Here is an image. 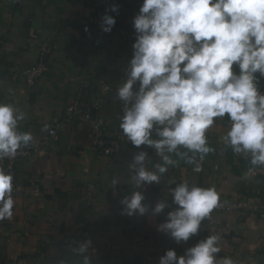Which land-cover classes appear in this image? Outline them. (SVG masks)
Returning a JSON list of instances; mask_svg holds the SVG:
<instances>
[{
  "label": "crops",
  "instance_id": "obj_1",
  "mask_svg": "<svg viewBox=\"0 0 264 264\" xmlns=\"http://www.w3.org/2000/svg\"><path fill=\"white\" fill-rule=\"evenodd\" d=\"M119 5L111 33L100 30L105 10ZM141 0H0V103H12L26 113L20 130L30 132L44 147L17 163L15 205L11 219L0 221V260H18L44 248L91 240L89 252L138 251L150 255L174 249L183 255L199 239L219 233L222 252L237 264H264V168L247 175L243 157L225 147L227 117L217 118L208 130L215 150L202 162V171L173 154L178 163L169 167L160 183L146 185L143 203L154 206L166 200L169 207L158 216L121 215L120 200L133 190L127 165L138 151H146V167L161 163L155 150L124 147L120 161L93 152L88 129L76 122L63 123L61 115L73 102L77 88L89 80L94 99L100 84L112 87L103 115L112 132L118 129L121 103L114 100L122 70L131 58L134 34L131 19ZM49 55L48 72L26 86L21 71L37 61L40 48ZM46 126V129H45ZM56 128L55 137L49 130ZM153 138H155L153 136ZM183 151V150H182ZM119 179L116 188L113 178ZM170 181L174 183H169ZM188 181L215 187L220 199L245 195L244 212L217 213L202 222L196 236L177 245L157 231L171 203L168 188ZM140 190V189H138Z\"/></svg>",
  "mask_w": 264,
  "mask_h": 264
},
{
  "label": "clouds",
  "instance_id": "obj_2",
  "mask_svg": "<svg viewBox=\"0 0 264 264\" xmlns=\"http://www.w3.org/2000/svg\"><path fill=\"white\" fill-rule=\"evenodd\" d=\"M108 13L118 15L119 5L105 10L100 22L104 33L116 24ZM131 26V58L113 97L122 105L118 127L134 148L154 149L161 163L149 169L146 151L133 155L127 165L133 190L120 200V214L163 213L167 201L145 204L142 189L160 183L168 168L177 165L173 154L202 171L200 162L215 150L207 132L217 118L227 117L221 140L247 160L246 174L264 168V0H141ZM25 119L26 113L12 103H0V161L15 158L33 143V135L20 130ZM118 185L114 177L111 186ZM13 190V176L0 168V221L13 216ZM168 195L175 207L157 231L177 245L196 236L221 206L215 187L188 181L169 187ZM222 239L219 233L207 235L183 255L169 249L158 264H237L219 255ZM89 248L91 240L72 241L67 250L82 256V264H91L85 255Z\"/></svg>",
  "mask_w": 264,
  "mask_h": 264
},
{
  "label": "built area",
  "instance_id": "obj_3",
  "mask_svg": "<svg viewBox=\"0 0 264 264\" xmlns=\"http://www.w3.org/2000/svg\"><path fill=\"white\" fill-rule=\"evenodd\" d=\"M1 44V42H0ZM49 55L45 47L40 48L37 61L29 68L21 71L26 86L31 87L44 77L48 72ZM264 90V81H262ZM112 87L107 83H102L97 89L94 99L90 96L93 87L89 80L83 81L77 88L73 102L63 111L61 121L69 123L76 122L78 125L87 127L88 139L94 153L101 157H111L120 161V156L124 147L132 146L121 135L120 129L112 132L108 131L103 111L105 110ZM56 128L49 130V136L55 137ZM45 147L35 140L27 148H22L15 158H6L0 161V168L13 176V196L16 193L15 166L17 163L28 159L35 153H44ZM221 206L214 210L217 213L244 212L248 209V199L245 195L234 194L228 198L220 199Z\"/></svg>",
  "mask_w": 264,
  "mask_h": 264
},
{
  "label": "rangeland",
  "instance_id": "obj_4",
  "mask_svg": "<svg viewBox=\"0 0 264 264\" xmlns=\"http://www.w3.org/2000/svg\"><path fill=\"white\" fill-rule=\"evenodd\" d=\"M69 244L56 245L53 247H46L37 256H29L21 260L3 261L0 260V264H67V260H78L80 257L70 251H68ZM165 253L150 255L148 252L138 251H119V252H87L85 255L91 258H95L97 264H125L127 261L129 264H158V260ZM179 255V254H178Z\"/></svg>",
  "mask_w": 264,
  "mask_h": 264
},
{
  "label": "trees",
  "instance_id": "obj_5",
  "mask_svg": "<svg viewBox=\"0 0 264 264\" xmlns=\"http://www.w3.org/2000/svg\"><path fill=\"white\" fill-rule=\"evenodd\" d=\"M45 250V248L43 249ZM32 256H37L36 254L32 255ZM26 258L25 256L24 257H20L18 260H21V259H24ZM90 258V261H91V264H97V261L95 258ZM67 264H82V257H80L78 260H75V259H69L67 260ZM125 264H129L127 261L125 262Z\"/></svg>",
  "mask_w": 264,
  "mask_h": 264
}]
</instances>
